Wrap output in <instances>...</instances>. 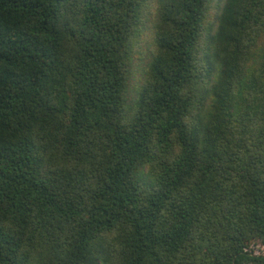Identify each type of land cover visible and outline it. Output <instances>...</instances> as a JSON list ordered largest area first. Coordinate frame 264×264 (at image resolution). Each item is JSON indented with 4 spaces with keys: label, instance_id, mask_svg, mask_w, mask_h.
I'll list each match as a JSON object with an SVG mask.
<instances>
[{
    "label": "trees",
    "instance_id": "16d2710c",
    "mask_svg": "<svg viewBox=\"0 0 264 264\" xmlns=\"http://www.w3.org/2000/svg\"><path fill=\"white\" fill-rule=\"evenodd\" d=\"M0 264H264V0H0Z\"/></svg>",
    "mask_w": 264,
    "mask_h": 264
},
{
    "label": "rangeland",
    "instance_id": "374dc122",
    "mask_svg": "<svg viewBox=\"0 0 264 264\" xmlns=\"http://www.w3.org/2000/svg\"><path fill=\"white\" fill-rule=\"evenodd\" d=\"M142 66H143V63H140L139 65H136L134 67V69H133V78H132V82H131L132 86H134L138 82V80L136 78L141 76Z\"/></svg>",
    "mask_w": 264,
    "mask_h": 264
}]
</instances>
